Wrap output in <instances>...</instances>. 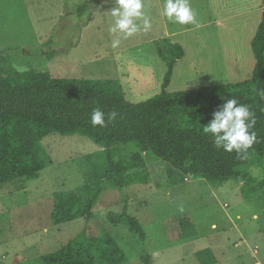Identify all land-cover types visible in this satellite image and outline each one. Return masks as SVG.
Returning a JSON list of instances; mask_svg holds the SVG:
<instances>
[{"label":"rangeland","instance_id":"rangeland-1","mask_svg":"<svg viewBox=\"0 0 264 264\" xmlns=\"http://www.w3.org/2000/svg\"><path fill=\"white\" fill-rule=\"evenodd\" d=\"M100 4L97 6V2ZM165 0H143L151 27L125 37L111 32L115 0H0V53L17 71H47L68 79L120 82L127 98L141 103L156 97L166 73L157 54L164 39L179 43L185 57L174 70L168 91L215 87L252 77L251 42L263 12L262 0H188L194 23L181 25L163 13ZM87 11L80 14L78 8ZM119 44L113 47V41ZM53 55V57H50ZM50 166L38 180L0 185V264H41L84 230L107 232L127 257L141 264H199L197 252L210 249L216 264H264V192L247 200L242 178L210 183L191 176L176 182L178 172L153 154L144 155V183L106 190L90 221L55 226L53 195L88 182L84 160L102 148L81 135L51 134L42 141ZM128 157L133 150H127ZM243 171L264 180V159L253 153ZM126 207L139 219L147 241L110 215ZM182 219L194 225L185 239Z\"/></svg>","mask_w":264,"mask_h":264},{"label":"trees","instance_id":"trees-1","mask_svg":"<svg viewBox=\"0 0 264 264\" xmlns=\"http://www.w3.org/2000/svg\"><path fill=\"white\" fill-rule=\"evenodd\" d=\"M263 12L251 42L254 54L252 77L237 83L215 87L169 92L177 63L185 57L179 43L161 40L156 48L166 64L160 93L145 102L133 103L118 81L68 79L47 71H17L9 67V56L0 53V185L25 179L35 181L51 162L42 141L51 134L81 135L102 150L88 156V182L80 188L53 195L52 221L55 226L79 219L90 221L94 209L106 190H124L130 184L144 183V155L153 154L169 163L178 174L176 182L188 176L210 183H226L242 178V192L249 200L264 192V180L258 181L243 171L256 153L264 159V0ZM100 2H97V6ZM80 6V14L87 11ZM53 57V55H50ZM235 98L250 106L256 123L257 140L251 148L226 152L214 145L216 136L203 132L214 119L219 106ZM105 113V126H93L94 109ZM115 111L114 120L108 114ZM133 150V154L128 157ZM109 221L125 225L141 243L147 241L139 219L124 207L120 214L110 215ZM182 236L192 237L194 225L190 219L180 221ZM199 264H216L212 250L195 254ZM127 257L112 235L103 232L94 236L84 230L58 251L46 254L41 264H124ZM141 264H154L148 254Z\"/></svg>","mask_w":264,"mask_h":264},{"label":"clouds","instance_id":"clouds-1","mask_svg":"<svg viewBox=\"0 0 264 264\" xmlns=\"http://www.w3.org/2000/svg\"><path fill=\"white\" fill-rule=\"evenodd\" d=\"M143 0H115V7L110 15L114 18V24L110 31L122 33L130 37L141 30V22L144 31L151 27V19L144 11ZM163 16L169 21L186 25L194 23V13L188 0H165ZM119 40L113 41V47L118 46ZM264 96V93H262ZM222 110L213 113L214 119L207 123L203 132L216 136L214 145L217 149L223 146L224 151L239 153L247 150L257 140V134L253 129L256 123L250 106L241 104L237 99H228L219 106ZM117 116L115 111L108 114V120L112 121ZM93 126H105V113L100 109H94L91 117Z\"/></svg>","mask_w":264,"mask_h":264}]
</instances>
